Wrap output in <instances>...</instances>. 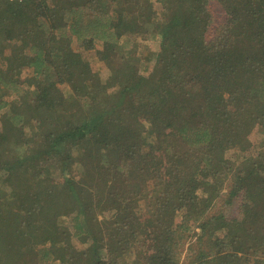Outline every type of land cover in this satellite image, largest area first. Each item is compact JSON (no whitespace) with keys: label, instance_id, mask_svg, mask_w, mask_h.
Returning a JSON list of instances; mask_svg holds the SVG:
<instances>
[{"label":"trees","instance_id":"1","mask_svg":"<svg viewBox=\"0 0 264 264\" xmlns=\"http://www.w3.org/2000/svg\"><path fill=\"white\" fill-rule=\"evenodd\" d=\"M155 1L0 0V264H264V0Z\"/></svg>","mask_w":264,"mask_h":264},{"label":"rangeland","instance_id":"2","mask_svg":"<svg viewBox=\"0 0 264 264\" xmlns=\"http://www.w3.org/2000/svg\"><path fill=\"white\" fill-rule=\"evenodd\" d=\"M154 9L156 12L161 11V5L157 3L155 0H152ZM210 12L213 19L212 29L216 26L220 25L224 20V12L221 7L218 5L217 2L212 1L209 5ZM155 36V35H154ZM130 39L135 41L140 46V51H138V55L143 63H145L148 59H153L154 56L157 54L159 50V38L151 37V35H142L137 34L135 36H129ZM73 49L75 53L78 55V58L82 59L83 61H87L92 67L94 72L97 74L102 81H106L110 77L109 70L104 66L101 62L102 55L100 54V48H95L93 50H84L78 43L73 45ZM131 54V53H128ZM133 55V54H131ZM152 64L147 65V69L151 67ZM146 68L142 70V73H145ZM23 77H29V71L24 70ZM57 86V85H56ZM59 91L63 92L66 96H70L71 92L66 85H58L56 87ZM30 89V88H29ZM251 150L254 153L259 152L256 150L255 147H251ZM237 205L238 201H232L231 205H227L224 199H220L219 203L213 208L211 211V215L217 216L219 218H228L234 219L237 217ZM198 232H200L198 230ZM184 257L181 262H184Z\"/></svg>","mask_w":264,"mask_h":264},{"label":"built area","instance_id":"3","mask_svg":"<svg viewBox=\"0 0 264 264\" xmlns=\"http://www.w3.org/2000/svg\"><path fill=\"white\" fill-rule=\"evenodd\" d=\"M10 1H12V0H10Z\"/></svg>","mask_w":264,"mask_h":264}]
</instances>
